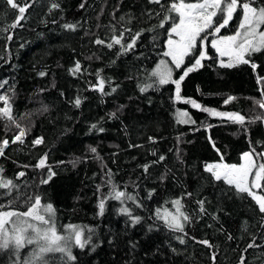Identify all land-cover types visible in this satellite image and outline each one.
<instances>
[{
	"label": "trees",
	"instance_id": "16d2710c",
	"mask_svg": "<svg viewBox=\"0 0 264 264\" xmlns=\"http://www.w3.org/2000/svg\"><path fill=\"white\" fill-rule=\"evenodd\" d=\"M16 2L31 6L11 29L18 10L0 0V95L10 96L12 115L30 131L23 143H11L18 129L0 118V141L9 140L0 168L19 186L11 197L0 198V204L12 199L15 210L26 211L28 197L39 194L43 204L53 205L60 235L67 234L70 224L84 228L85 237L91 234L83 249L73 246L74 261L54 253L47 264H240L242 257L244 264H264V214L247 194L205 171L206 164L221 162V156L224 163L240 164L244 152L264 153V109L258 103L264 101V81L259 79L264 78V51L247 57L249 64L222 67L207 40L209 58L181 82L182 99L176 100L174 84L157 85L151 76L173 22L159 27L162 7L173 0ZM54 2L60 7L50 10ZM241 17L238 8L218 35L234 34ZM67 23L76 28L66 29ZM137 32L141 35L131 50L107 47L113 35L123 33L126 46ZM97 39L105 43L97 44ZM77 61L81 69L73 74ZM194 62L187 57L181 69H173V79ZM101 78L103 92L94 89ZM149 84L153 86L140 91ZM229 96L234 99L225 104ZM203 109L239 113L245 123ZM183 111L195 123L178 122ZM40 137L43 143L33 145ZM45 154L46 166L36 167ZM255 160L264 162L260 155ZM19 172L25 175L16 178ZM113 185L125 198H113ZM258 192L264 195L263 188ZM177 198L190 217L183 233L168 229L157 217L158 209L161 215L174 210ZM198 201L204 202L203 212ZM134 216L139 222H132ZM253 242L257 246L249 248ZM14 259L12 251L0 250V264H13Z\"/></svg>",
	"mask_w": 264,
	"mask_h": 264
},
{
	"label": "snow or ice",
	"instance_id": "6c2138e0",
	"mask_svg": "<svg viewBox=\"0 0 264 264\" xmlns=\"http://www.w3.org/2000/svg\"><path fill=\"white\" fill-rule=\"evenodd\" d=\"M150 2L160 4L161 0H150ZM5 3L12 9L18 10L19 15L16 17V22L9 26L11 29H15L19 26L20 20L24 19L26 9L31 5L25 3L24 6H19L16 0H5ZM59 7L60 5L54 2L51 4L50 10ZM238 8L242 11V17L234 34L220 36L218 39L211 41L212 48L222 58L220 65L228 68L239 64H249L250 59L247 57H250L253 53L264 51V4L259 3L258 0H192V2H186V0L176 2V0H173L167 8L162 7L164 15L159 27L163 28L169 20L173 22L170 29L167 30V51L163 53L165 57L170 59H161L151 73V76L156 78V84L160 86L169 83L174 84L176 100L182 99L180 95L181 82L190 72L201 67L204 59L209 58L206 50L208 36L216 35L222 28H225L233 20ZM172 13H175V16L171 15ZM64 27L74 30L76 25L67 23ZM128 31L131 30L128 29ZM140 35L141 33L137 32L126 46L122 44L123 33L113 35L111 37L112 42L108 43L107 47L112 48L114 45H121L122 51L127 52L135 46L136 40ZM12 38V35L6 37L9 41ZM95 42L97 44L105 43L101 39H97ZM195 52H198V55H194ZM190 56L193 57L195 62L190 67L184 66L182 69L183 74L178 79H173L172 66L176 69H181L185 59ZM224 57H227V63H225ZM251 66L253 69L257 67L254 63ZM80 69V62L77 61L71 71L75 74ZM40 75L43 76L45 73L41 72ZM259 79L264 81V78ZM104 84L105 80L103 78L99 79L96 86L99 91H104ZM152 86L151 84L142 86L140 91H147ZM0 87H3V85H0ZM112 90L115 91V88ZM233 99L234 97L229 96L224 100V103L228 104ZM0 102L3 105L0 106V118H6L15 124L18 129V134L14 136L11 143H23L30 129L22 127L20 123L16 122L12 115L11 98L8 94L0 95ZM187 102L191 103L194 108L200 107L195 100ZM80 103V99L77 98L75 100L76 106H79ZM258 103L259 107L264 109V101ZM203 110L210 112L213 116L227 117L234 123L241 125L245 123V117L239 113L218 112L214 109ZM112 115L115 116V113ZM256 119L261 118L257 117ZM178 122L195 123L186 111L178 113ZM251 122L254 123L255 120ZM92 127L95 128L96 125ZM103 130V128L100 129L101 132ZM41 143H43L42 137L33 141V145ZM8 144V139L0 141V155H3ZM91 151L95 153L96 149L92 148ZM217 151L219 150L217 149ZM256 155H260L261 160H264V153L257 154L254 149L242 153V163L240 164L224 163L223 156H221V162L206 164L205 171L209 172L216 181H223L229 186H233L238 193L247 194L258 205L259 212L264 214V195L257 194L256 191L264 188V162L257 163L255 160ZM46 158L47 154L39 159L36 167L44 168L46 166ZM160 159L163 160L164 157L161 156ZM144 168L147 171L148 165H145ZM3 171L0 168V190H3L0 193V198L11 197L19 186L13 178H5ZM24 175V172H19L16 178ZM51 175L53 173L49 169V179ZM41 183H47V180H42ZM186 195L190 196L191 193ZM113 198L116 200L125 198V193L116 190L115 185H113ZM126 198L129 200L135 199L133 196H127ZM28 201L29 206H27L26 211L15 210V201L12 199L8 200L7 205L0 204V250H9L15 254L13 264H47L46 255L50 253H60L66 261H74L76 257L72 254L73 246L83 249L91 243V234L85 237V229L77 225H68L66 235L58 234L55 225V209L51 203L43 204L41 195L29 196ZM198 203L200 211L203 212L204 202L198 201ZM172 204L175 207L174 213L165 210L164 214L161 215L158 209L157 217L163 221L168 229L183 233L185 223L190 222V217L182 211L184 205L181 198L173 200ZM99 209L102 214L104 200L100 201ZM120 211L131 215L127 208H121ZM139 220V216L132 217L133 223H137ZM89 233H91V230H89ZM177 239L181 244L185 243L183 236H178ZM201 243L211 247L208 240H203ZM26 245L34 247L27 257L21 259L20 251ZM256 246L254 242L248 245L249 248ZM213 260H215V256H213ZM240 264H244L243 257Z\"/></svg>",
	"mask_w": 264,
	"mask_h": 264
},
{
	"label": "rangeland",
	"instance_id": "374dc122",
	"mask_svg": "<svg viewBox=\"0 0 264 264\" xmlns=\"http://www.w3.org/2000/svg\"><path fill=\"white\" fill-rule=\"evenodd\" d=\"M186 2H192V0H186ZM233 35V34H232ZM220 36H228V35H218V34H216V35H209L208 36V43H209V46L212 48V46H211V41L213 40V39H218ZM175 38V37H174ZM168 39V38H167ZM166 45H167V40H166ZM213 50H214V52L216 53V55H217V57H218V64L220 65V60L222 59L220 56H219V54L216 52V50L214 49V48H212ZM165 51H167V46H166V49H165ZM164 51V52H165ZM161 59H164V60H169L170 58H168V57H165L164 55H163V57L161 58ZM160 59V60H161ZM224 60H225V63H227V57H224L223 58ZM159 60V61H160ZM186 60V59H185ZM159 61L155 64V66H154V68H153V70L155 69V67H156V65L159 63ZM170 66H172L171 64H170ZM173 67V69L175 68L174 66H172ZM152 70V71H153ZM173 78H174V76H173ZM264 161V160H263ZM216 163H218V162H216ZM241 163H242V160H241ZM208 164H210V163H208ZM264 189V188H263ZM257 191V194H260L259 192H258V190H256ZM261 195V194H260ZM164 212L165 211H163L162 212V215L164 214ZM168 212H175V209L174 210H171V211H168ZM58 232V231H57ZM58 234H59V232H58ZM63 235H66V234H63ZM31 245H26L25 246V248H24V255H25V257H27L30 253H31V251H32V249H33V247H30ZM51 254H54V253H50V254H47L46 255V260H48V257L51 255Z\"/></svg>",
	"mask_w": 264,
	"mask_h": 264
},
{
	"label": "water",
	"instance_id": "95a60500",
	"mask_svg": "<svg viewBox=\"0 0 264 264\" xmlns=\"http://www.w3.org/2000/svg\"><path fill=\"white\" fill-rule=\"evenodd\" d=\"M94 89H98L96 86H94Z\"/></svg>",
	"mask_w": 264,
	"mask_h": 264
}]
</instances>
